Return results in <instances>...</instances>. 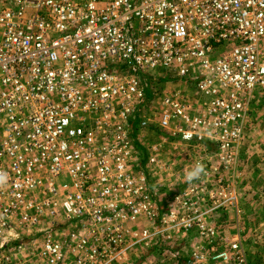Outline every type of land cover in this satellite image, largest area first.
Here are the masks:
<instances>
[{
    "label": "built area",
    "instance_id": "built-area-1",
    "mask_svg": "<svg viewBox=\"0 0 264 264\" xmlns=\"http://www.w3.org/2000/svg\"><path fill=\"white\" fill-rule=\"evenodd\" d=\"M262 90L264 0H0V264H122L140 220L214 237Z\"/></svg>",
    "mask_w": 264,
    "mask_h": 264
},
{
    "label": "rangeland",
    "instance_id": "rangeland-1",
    "mask_svg": "<svg viewBox=\"0 0 264 264\" xmlns=\"http://www.w3.org/2000/svg\"><path fill=\"white\" fill-rule=\"evenodd\" d=\"M158 138L153 132L140 134L138 143L146 155L150 142ZM237 158L234 170L227 175L230 198L226 204L206 207L209 199L201 195L204 201L200 206L203 211L209 208L205 217L217 231L214 237L202 236L197 228L179 233L161 220H140L134 233L143 235L146 231L148 237L141 240L142 244L129 245L122 264H216L212 259L213 247L217 254L230 252L234 242L238 244L244 264H264V90L257 92L251 106ZM171 185L165 188L172 191L173 196L165 195V188L158 189L159 208L163 213L173 207L170 203L175 205V193L182 188ZM165 227L166 232L162 231ZM195 253L204 254L206 261H197Z\"/></svg>",
    "mask_w": 264,
    "mask_h": 264
}]
</instances>
